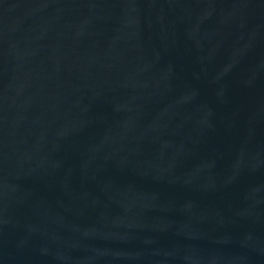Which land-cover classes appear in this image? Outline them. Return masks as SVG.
Here are the masks:
<instances>
[{
	"label": "water",
	"instance_id": "95a60500",
	"mask_svg": "<svg viewBox=\"0 0 264 264\" xmlns=\"http://www.w3.org/2000/svg\"><path fill=\"white\" fill-rule=\"evenodd\" d=\"M0 264H264V0H0Z\"/></svg>",
	"mask_w": 264,
	"mask_h": 264
}]
</instances>
